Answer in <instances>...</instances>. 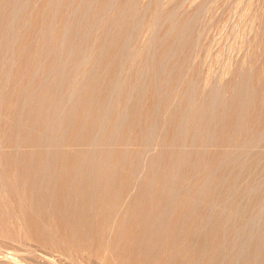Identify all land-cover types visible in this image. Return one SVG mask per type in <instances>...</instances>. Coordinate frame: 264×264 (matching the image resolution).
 Returning <instances> with one entry per match:
<instances>
[{
  "label": "rangeland",
  "instance_id": "obj_1",
  "mask_svg": "<svg viewBox=\"0 0 264 264\" xmlns=\"http://www.w3.org/2000/svg\"><path fill=\"white\" fill-rule=\"evenodd\" d=\"M52 170L204 207L232 264H264V0H0V264H160L77 245L28 210L22 184Z\"/></svg>",
  "mask_w": 264,
  "mask_h": 264
},
{
  "label": "bare ground",
  "instance_id": "obj_2",
  "mask_svg": "<svg viewBox=\"0 0 264 264\" xmlns=\"http://www.w3.org/2000/svg\"><path fill=\"white\" fill-rule=\"evenodd\" d=\"M90 100H91V98H90ZM89 103H90V101H89ZM85 104H87V102ZM107 104H108V102H107ZM210 112H211V110H210ZM210 112H209V114H210ZM209 114H207V115L209 116ZM198 115L201 116L200 113ZM205 116H206V114H205ZM182 117H183V115H182ZM182 117H181V119H182ZM183 118H185V117H183ZM190 118H193V117H190ZM196 119H197V116H196ZM196 119H195V122L197 121ZM94 120H95V118H94ZM189 120L190 119H188V121ZM186 121H187V119H186ZM198 122H200V121L198 120ZM189 123H192V122H189ZM200 126H202V125H200ZM188 127H191V126L188 124ZM179 129H180V127H179ZM198 129H200V128H198ZM203 130H206V128L203 129ZM187 131H189V130L187 129ZM178 132L179 131H177V133ZM191 132H192V130H190V133L189 134H191ZM193 133H194V131H193ZM204 134H205V132H204ZM196 135H197V132H196ZM202 136H205V135L202 134ZM192 138H194V137H192ZM186 139H188V138H186ZM190 139H191V137H190ZM201 139L202 138H200V140ZM79 153H82V152H79ZM79 153H78V155H79ZM69 154H70V151H69ZM75 155H77V154H75ZM117 155H118V153H117ZM114 156H115V159H116V157H118L119 155L118 156L114 155ZM177 156H179V155H177ZM19 158H21V156ZM51 158L52 157H50V159ZM78 158H79V156H78ZM112 158H113V156H112ZM175 158H176V156H175ZM45 159H47V158H45ZM121 159H122V157H121ZM47 160H45V161H47ZM53 160L56 161L57 159H54V157H53ZM16 161H18V160H16ZM33 161H35V160H33ZM103 161H105V160H103ZM47 163H48V161H47ZM47 163H45V165ZM51 163L52 162H50L48 164H51ZM90 163H92V162H90ZM19 164L20 163L18 162V165ZM65 165H68V164H65ZM79 166H80V164H79ZM179 166H181V165H179ZM24 167H26V166H24ZM51 167L52 166H50V168ZM174 167H176V166H174ZM14 168H16V167H14ZM112 169H111V171H112ZM35 170L33 172H35ZM38 170L40 171V169H38ZM46 170H48V169H46ZM46 170L44 171L45 173H46ZM4 171H5V169H4ZM13 171L14 170H12V172ZM29 171H28V173H29ZM33 172H32V174H33ZM40 172H39L38 175H40L42 173V172L41 173ZM90 172H92V171H90ZM2 174H3V172H2ZM46 174H44V175H46ZM107 174H108V172H107ZM117 174H118V171H117ZM238 174H240V173H238ZM0 176H2V175L0 174ZM3 177H1L0 179L2 180ZM17 177H19V176H17ZM22 177H23V175H22ZM42 177L43 176H41V178ZM45 177H47V176H45ZM98 177H99V175L96 178H98ZM100 177H101V175H100ZM107 177H108V175H107ZM117 177H119V176H117ZM178 177H179V175L176 176V178H178ZM14 178L17 179L16 177H14ZM21 178H19V179L21 180ZM28 178H29V176H28ZM36 178H38V176H36ZM36 178L35 177H32V179H30V180L26 178L27 184L26 185L22 184L23 186L21 187L22 197L24 198V200H25V202H26V204L28 206V210L30 208L33 212L35 211L37 215L41 216L44 221H46L48 223H51L55 227L59 228V230H61V232H62V235L66 236L69 239H72L73 242H75L77 245H82V246L86 247L87 249L88 248H90L92 250L94 249L96 252H99V250L101 248H104V249H107V250H110V251H117L118 253L127 252L130 249H132V248H130L131 246H136L137 245L140 250H143V251L147 250L149 252V255L151 256V258L153 257L154 259L160 261V264H232V261L234 259V255L233 254L232 255L230 254V250L227 251V253H225V255L222 254V250L221 249L224 247V243L221 242V240L219 239V234H218V232H219L218 230H219V227H221V225L219 224V226L216 227L215 224H214V225H212L210 227V232H208V233L202 232L203 229H204V225L202 224V222H203L202 220L203 219L201 220L200 219V216H196V214H197V211H199V210L203 211L204 210V207H202L201 209L199 207L198 209H195L196 211H194V210L193 211H190V209H188V207H186L185 204L184 205L183 204H177V206H171V203H169V201L166 200V199L165 200H162V198L161 199L158 198V199H154L153 200L152 198H149L147 200L146 199L143 200V198L142 199H139L137 196H132L130 193H127L125 196H123V198H120L119 194H121V191L120 190L116 191L111 186L110 187H104V188L101 187L102 188L101 190H99L97 192H94V193L93 192L92 193H89V191L85 187H82V186L79 187L78 184L75 183V180H74V177L73 176H71V175L69 176L68 173H66V172H58V171H55V170L51 174L49 173L48 179L46 178L47 181L45 180L46 183L43 182L42 184H40V183L37 184L36 181H35ZM109 178H110V175H109ZM43 179H45V178H43ZM110 179H112V178H110ZM110 179H108V181ZM118 179H120V178H118ZM249 179H251V177H249ZM3 180H5V179L3 178ZM20 180H18V182H20ZM39 180H40V178H39ZM23 181L25 182V180H23ZM250 181H252V180H250ZM12 182H13V179H12ZM110 182H112V181H110ZM4 183H5V181L3 183L0 182L1 185L4 184ZM168 184H170V183H168ZM176 184H178V183H176ZM184 184H186V183H184ZM231 184H232V182H231ZM9 185H11V184H9ZM107 185H108V183H107ZM219 185H220V183H219ZM238 185H237V187H238ZM200 186H202V185H200ZM243 186H242V188H243ZM219 187L220 186H218V188ZM247 187L248 186H246V188ZM11 188H13V186ZM195 188H197V187H195ZM221 188L224 189V187H221ZM238 189H241V187L238 188ZM207 190H208V188H207ZM211 191H212V189H211ZM247 191H249V190H247ZM173 192L174 191L172 190V193ZM178 192H180V191H178ZM208 192H210V191H208ZM176 193H177V191H176ZM235 194L237 196V193L236 192H235ZM238 194H239V192H238ZM5 195L7 196V194H5ZM209 195H210V193H209ZM243 195H245V193H243ZM220 196L222 197L221 194H220ZM240 197H241V195H240ZM248 197H250V196H248ZM193 198H194V196H193ZM224 198H226V197L224 196ZM242 198L244 199L245 197H242ZM238 199H240V198H238ZM18 200H20V199L18 198ZM228 202H230V201H228ZM253 202L254 201H252V203ZM258 202H260V201H258ZM120 203L123 206V208H122L121 205H119ZM181 203H184V202H181ZM189 203H190V201H189ZM187 204H188V201H187ZM231 204H232V202H231ZM189 207H191V206H189ZM251 207L253 209V206H251ZM205 208H206V205H205ZM238 208H239V206H238ZM233 209H234V207H233ZM254 209H256V208L254 207ZM212 210H214V209H212ZM214 214H215V212H214ZM223 214H225V213H223ZM34 216H35V214H34ZM221 218H223V216ZM207 222L209 223V221H207ZM234 227H236V226L234 225ZM241 233H242V231H241ZM51 236H52V234H51ZM259 237H260V235H259ZM255 238H257L256 235H255ZM251 241H252V239H251ZM233 245H234V243H233ZM227 249L228 248L225 247V248H223V251H225ZM147 251H145V252H147ZM221 255H222V257H220ZM250 256H251V251H249L248 253L246 252V254L244 255L243 259L241 257L242 261H241L240 264H249L250 263ZM218 257H220V258H218ZM85 259H86V257H85ZM94 262H96V261H94ZM125 262H126V260H125ZM128 263H131V261H127V264Z\"/></svg>",
  "mask_w": 264,
  "mask_h": 264
}]
</instances>
